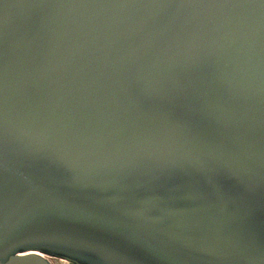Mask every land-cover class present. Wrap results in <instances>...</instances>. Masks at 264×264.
Instances as JSON below:
<instances>
[{"label":"water","instance_id":"water-1","mask_svg":"<svg viewBox=\"0 0 264 264\" xmlns=\"http://www.w3.org/2000/svg\"><path fill=\"white\" fill-rule=\"evenodd\" d=\"M264 264V0H0V264Z\"/></svg>","mask_w":264,"mask_h":264},{"label":"rangeland","instance_id":"rangeland-1","mask_svg":"<svg viewBox=\"0 0 264 264\" xmlns=\"http://www.w3.org/2000/svg\"><path fill=\"white\" fill-rule=\"evenodd\" d=\"M51 262L53 263V264H70V263H68L67 261H65V260H62V259H59V258H55V257H51Z\"/></svg>","mask_w":264,"mask_h":264}]
</instances>
